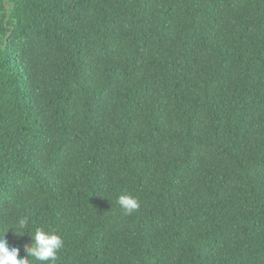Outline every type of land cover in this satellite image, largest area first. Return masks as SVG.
<instances>
[{"label": "trees", "instance_id": "1", "mask_svg": "<svg viewBox=\"0 0 264 264\" xmlns=\"http://www.w3.org/2000/svg\"><path fill=\"white\" fill-rule=\"evenodd\" d=\"M25 215L57 264H264V0H0V236L21 256Z\"/></svg>", "mask_w": 264, "mask_h": 264}, {"label": "clouds", "instance_id": "2", "mask_svg": "<svg viewBox=\"0 0 264 264\" xmlns=\"http://www.w3.org/2000/svg\"><path fill=\"white\" fill-rule=\"evenodd\" d=\"M118 203L128 214L140 208L139 200L131 194H121ZM30 225L29 216H20L16 218L14 226L6 230V233L14 229L16 233L31 236L32 243L24 245L25 256L19 255L18 247H10L5 234L0 236V264H57L58 253L64 246L61 235L44 227H35L33 231Z\"/></svg>", "mask_w": 264, "mask_h": 264}]
</instances>
